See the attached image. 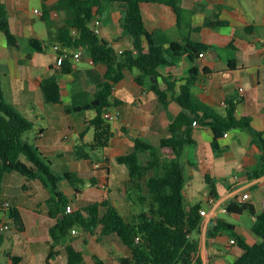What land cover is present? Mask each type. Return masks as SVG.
I'll return each mask as SVG.
<instances>
[{
  "label": "crops",
  "instance_id": "crops-1",
  "mask_svg": "<svg viewBox=\"0 0 264 264\" xmlns=\"http://www.w3.org/2000/svg\"><path fill=\"white\" fill-rule=\"evenodd\" d=\"M0 2L7 6L11 28L22 43L20 50L11 51L6 48L4 39L0 37L2 84L7 100L26 118L34 122L37 134L33 143L38 145L47 158L49 155H56L58 159L62 157L65 159L66 155H77V146L91 143L93 138H88V133L92 129L83 135L87 128L86 121L91 118L73 117L75 113L66 112V107L74 102V93L86 90L74 87L72 84L77 76L85 80L87 86L95 88V84L87 74L88 70H95L101 75L106 71V67L91 66L88 56L79 63L73 62L72 72L59 76L64 103L45 102L41 83L44 78L54 75L58 70L54 46L51 47L49 40L40 36L34 28V22L24 13L30 0H0ZM258 2L256 11L248 0L244 3L239 0H182L180 24L177 22L174 10L167 5L143 3L142 10L146 27L154 34L156 42L164 48L169 50L172 42L184 43L188 39L213 47L208 49L197 62L200 76L193 85L192 91L198 101L214 108L220 114H225L227 106L222 104H227L228 100L233 98L239 100L241 104L238 115L247 114L252 126L264 131V0ZM47 3L49 4V0ZM200 3L210 4L211 9L219 8L221 19L227 20L229 24L194 31L193 27L202 24L205 16L204 12L194 13L195 7ZM40 12L44 13V11ZM39 16L43 17V15ZM46 22L49 26V19ZM102 25L103 34V21ZM241 28L245 31L241 32ZM50 31L52 33L51 29ZM32 36L44 41V52L34 51L30 47L28 40ZM121 36H123L122 32L120 35L112 34L110 41L112 40L114 47ZM80 63L86 66H79ZM191 67L192 64L185 55L175 66L159 70L163 77L171 76V82L176 81L173 83V89L168 90L166 82L160 78V86L168 94L166 104H163L154 92L142 88L134 80V82L128 80V72L125 79L114 87L113 97L119 100L120 104L111 110L120 111L121 116L116 120L115 128L113 127L114 135L109 146L103 149L104 163H101L99 169L94 167L86 183L93 187L106 182L107 190L97 201L109 199L128 219L127 209L131 211L132 204L134 207L136 205L131 201L133 199H130V194H133L132 180L128 168L119 164L116 158L133 151L136 138H143L155 146L160 145L161 139L169 134L170 122L181 111L172 97L179 93ZM204 68H208L209 73H205ZM94 94L90 97L89 92L86 91L85 96L93 98ZM68 97L71 99L68 100ZM126 99H130L129 108H126ZM220 107L225 111L220 112L217 109ZM66 129H69V132L63 134ZM192 136L195 143L186 147L181 158L186 177L184 192L188 206L195 205L192 199L197 195L201 178L208 183L204 197L206 203L201 205V210H205L206 214L202 217L199 233L191 234V238L199 241V251L193 264H210V261H215L217 264H232L243 253L239 238L250 244L260 241L253 231L254 216L248 212L230 213L226 209L231 201L253 204L258 210L262 209L264 175L256 178L250 175L252 169L260 162V150L252 144V137L245 130L227 132L218 139L217 149L211 145L213 132L209 127L194 124ZM165 157L173 159V156ZM89 161V159H85V162L77 160L72 165L74 168H64L60 161L57 165L64 173L77 171L80 174L86 170ZM14 176H17L16 173H6L2 180L0 221L9 220L8 210L1 207L2 202L9 201L11 206L20 209L26 227L24 231L18 232L10 222L11 231L5 233L4 243L6 237L12 235L18 236V240L11 250L4 252L6 262L1 261L2 264H12L7 257L9 253L18 259L17 264H68L65 249V244L68 243L82 252L83 264H98L97 260L101 264H119V259L132 257V250L121 238L115 235L100 236L97 232L89 231L79 236L77 229H74L76 234L70 235L68 239L55 246L54 254L50 257L53 243L50 229L56 222L48 214L46 201L50 198V194L38 182L29 183L20 177L14 179ZM208 176L215 181L217 195H212ZM80 177L83 178L82 175ZM94 179L96 184L93 185ZM221 180L225 181V186L219 184ZM61 184L62 182L60 189ZM147 193L148 189L143 181L141 191L134 194L139 198L140 194ZM84 194L82 190L81 194H75L74 198L70 199L74 209L88 205L80 200ZM244 194H249L248 199H242ZM210 197L215 198L214 204L209 203ZM29 201L32 202L31 205ZM138 204L133 217L150 208L149 202L141 201ZM42 205L44 207L39 208ZM247 217L250 220L248 219L245 224L244 220ZM219 220L231 224L233 228L213 232ZM233 239L237 241L236 244L231 243Z\"/></svg>",
  "mask_w": 264,
  "mask_h": 264
},
{
  "label": "trees",
  "instance_id": "trees-1",
  "mask_svg": "<svg viewBox=\"0 0 264 264\" xmlns=\"http://www.w3.org/2000/svg\"><path fill=\"white\" fill-rule=\"evenodd\" d=\"M47 1L43 0L44 15L42 18L45 21L50 19L51 10L55 8L49 7ZM181 1L61 0L57 4L58 7L72 12L69 27H65L59 37L61 43L56 44L60 48L58 53L83 49L92 56L95 65L106 67V71L101 75L95 70L87 72L90 80L95 84L96 90L93 98L86 97V91L75 92L73 104L66 107L68 114L95 111V116L86 121L87 128L83 133L85 135L88 130L93 129V141L77 146L78 157L90 158L87 147L96 151L109 146L114 133L111 120L105 117V113L119 106V100L113 97V90L115 85L125 79L127 72L139 70L136 81L144 85L146 79L152 92L163 104H166L168 94L162 90L160 78L166 82L168 90L173 89V83L176 81L171 82V76L163 77L159 70L175 66L185 55L192 64L179 93L172 97L173 101L180 106L181 111L170 122L169 134L161 139L159 146L143 138H136L133 151L116 158L119 164L128 168L133 194L141 191L143 181L148 189L146 195L140 194L139 198H136L139 202H149L150 208L140 212L133 220H129L109 199L67 212V206L71 205V201L60 189V183L65 179L71 183L84 184L85 181L73 172H55L52 161L41 152L38 145L25 140V134L34 130V122L26 118L7 100L3 90V73L0 62V195L2 180L6 173H18L27 182H38L47 190L50 194V198L46 201L48 214L56 220L50 229L53 241L50 257L54 254L55 246L68 239L76 226L80 225L86 231L97 232L100 236L115 235L121 238L123 243L132 250V257L119 259V264H193L199 251V241L191 238V234L199 233L203 214L200 204L187 205L184 192L186 177L181 158L186 147L195 143L192 136L194 124L204 125L212 130L211 145L216 149L218 139L227 132L237 129L247 131L252 137V144L259 148L261 154L258 166L252 169L250 175L252 178L264 175V131L255 129L247 114L238 115L240 101L234 98L228 100L225 114H220L214 108L198 101L193 94L192 87L200 76L197 62L201 54L213 47L188 39L184 43L172 42L168 50L156 42L154 34L145 25L143 3L164 4L171 7L180 24ZM115 5L119 6L122 12V16L117 20L118 27L123 35L132 39V47L123 50L122 53L115 49L112 40L92 31L94 21L100 19L106 9H111ZM198 12H204L205 16L202 24L193 27L194 31L229 24L227 20L221 19L219 8L211 9L208 3L198 4L194 13ZM70 27L76 29L77 32L73 34ZM0 37L4 39L6 48L11 51L22 48L21 40L11 28L8 8L1 2ZM55 39L57 42V37ZM28 43L34 51H45L44 41L36 36H32ZM73 62L70 57L67 58L57 73L43 79L41 91L45 102L64 103L59 76L70 74ZM204 72L209 73V69L204 68ZM165 156H173V159L166 161ZM207 179L212 188V195H217L215 181L209 176ZM93 184H96L95 179ZM75 192L79 195L82 190L76 188ZM226 209L230 213L248 212L254 216L253 231L260 238L259 242L253 244L239 238L243 253L232 264H264V202L261 210L253 204L236 201H231ZM8 217L18 232L25 230V221L17 206H11L8 210ZM231 228H233L231 224L219 220L213 232ZM4 239L5 233L0 232V248ZM65 249L68 264H83L84 256L81 251L69 243L65 244ZM7 257L12 264L18 263V259L12 257L10 253ZM97 263L101 264L99 260ZM0 264H2L1 259ZM210 264L217 263L210 261Z\"/></svg>",
  "mask_w": 264,
  "mask_h": 264
},
{
  "label": "rangeland",
  "instance_id": "rangeland-1",
  "mask_svg": "<svg viewBox=\"0 0 264 264\" xmlns=\"http://www.w3.org/2000/svg\"><path fill=\"white\" fill-rule=\"evenodd\" d=\"M59 1L61 0H49V7H55L54 9L51 10L52 14L51 17L49 19V26H47V22L42 19L39 15H37L35 13V10L38 9L40 11H44V6H43V1L42 0H30L29 2V6L26 7L24 9V13L26 14V16L32 20L34 23V28L36 29V31L40 34V36L46 40H49L51 47L54 46V44H58L61 43L59 37H61V33L62 30L65 27H69L70 25V19L72 17V12L66 8H62V7H58L57 4L59 3ZM240 2H246V0H239ZM248 2L252 3V7L257 11L258 10V6H259V2L258 0H248ZM263 10V8H261V11ZM56 13H59L58 15H56ZM122 16V12H121V8L117 5L113 6L111 9H106L104 11L103 16H100V19L104 22V32L101 36L106 37V38H111L112 34H121V30L118 27V22L117 20ZM117 22V23H116ZM52 30V33L50 31V29ZM118 27V28H117ZM65 30V29H64ZM71 32L74 34L75 30L74 28L70 27ZM119 31V32H118ZM245 29L241 28V32H244ZM123 35V34H122ZM52 36V37H51ZM51 37V38H50ZM57 37L58 41L56 42L55 38ZM132 46V39L129 36L123 35L121 36V38L119 39L118 43L115 44V49L118 51L121 48L125 51L127 49H130ZM49 47V45H48ZM83 51V49H80ZM79 66H86L84 63H80ZM128 80L130 81H135L136 83H138L136 81V77L139 76V70H134L132 72H128ZM76 81L74 82V84H72L74 87H77L79 89L81 88H85L86 90L84 91H88L90 94V97L94 94L95 92V88H92L91 86H87V83L85 82V80H82L80 77L75 76ZM133 81V82H134ZM139 84V83H138ZM142 88L148 90L149 92H151V88L150 85L148 84V81H146L145 79V84L144 85H140ZM145 86V87H144ZM89 97V96H87ZM71 97H68V100H70ZM129 104H130V99H126V108H129ZM220 112H224L225 109L223 108H217ZM78 117V118H85V116H87L88 118H92L95 116V111L91 110V111H87V112H82V113H75L73 115V117ZM112 126L115 128L116 126V120H111ZM69 132V129H66L63 134ZM37 132L36 129L29 131L28 133L25 134L24 138L27 141L30 142H34L35 136H36ZM88 138H94V130L92 129L89 133H88ZM86 150L89 152L90 154V158H89V162L86 166V170H84L83 173H78L77 171H71L73 173H75L76 175L80 176L82 175L84 178L85 183L81 184V183H71L69 180H64L62 181L61 184V189L64 192V194L66 195V197L68 199L74 198L75 196V190L76 188H80L81 190H83L85 192L84 196H82L80 198V200L83 202V204H91L97 200L100 199V197L105 193L104 191L107 190L102 188L99 184V186L94 185L93 187H90L86 181L89 180V178L91 177L92 173H93V163L94 162H98V163H104V154H103V149H99L96 152L92 151L89 147L86 148ZM70 156V157H69ZM166 161H170V158H166L164 157ZM49 159L55 164H53V170L55 172H59V173H64L63 170L58 169V162L60 161L62 166L65 168H74L72 167V165L74 164L75 161H82L85 162V159L82 157H78L77 155H66L65 159L62 157L61 159H58V157H56V155H49ZM63 159V160H62ZM17 176H14V179H18V177H20L21 179H25L22 175L16 173ZM26 180V179H25ZM105 183V182H102ZM101 183V184H102ZM221 186H225L226 183L224 180H221L220 183ZM21 185V184H20ZM21 188V187H20ZM198 190H197V195L194 199H192L193 204H205L206 201L204 199L205 197V192L208 189V183L205 181V179L201 178V182L198 185ZM132 199L131 201H133L134 203H136V205L138 206L139 202L136 198V196L134 194H130ZM134 196V197H133ZM135 198V199H134ZM43 203V202H42ZM29 204L31 205L32 202L29 201ZM136 205L134 207V204H132L131 207H133V209L131 211L128 210V217L130 220L134 219V212L136 211ZM44 205H42L39 208H43ZM224 216H229V214H224ZM248 219L250 220L249 217H247L244 221L245 224H247ZM12 224V223H11ZM76 229L79 232V236H82L84 234H86V230L82 227V226H76ZM11 231V230H10ZM9 232V231H8ZM258 237V236H256ZM18 240V236L16 235H12L11 237H6L5 243L4 245L1 247V252H0V258L1 261L3 263L6 262V257L4 255L5 251H9L11 250V248L15 245V243ZM254 242V241H251Z\"/></svg>",
  "mask_w": 264,
  "mask_h": 264
},
{
  "label": "built area",
  "instance_id": "built-area-1",
  "mask_svg": "<svg viewBox=\"0 0 264 264\" xmlns=\"http://www.w3.org/2000/svg\"><path fill=\"white\" fill-rule=\"evenodd\" d=\"M35 13H38L39 15H44V13H41L38 10H36ZM102 26L103 25H102L101 19H96L94 21V23L92 24V31L95 34L101 35L102 34ZM59 49L60 48L57 45L54 47V50L57 53L56 66H57L58 69H60V67L63 65L64 61L67 58H69V57L74 62L79 63V62H81L84 59L85 56H88L90 65L91 66L95 65L94 59L92 58V56L88 52L86 53L85 51H82V50H76V51L75 50H71V51L67 50V51H65L63 53H58ZM118 52L122 53L123 50L120 49V50H118ZM201 56H204V54H201ZM241 90H243V89H241ZM222 105L227 106L226 103H223ZM120 116H121V112L118 111V110H116V111L110 110V111H107L105 113V117L107 119H109V120H118L120 118ZM94 167L96 169L101 168V163H94ZM100 186L102 188L106 189L107 188V183L106 182L102 183ZM248 197H249V194H244L242 199L246 200V199H248ZM209 203L210 204H214L215 203V198L214 197H210L209 198ZM2 207L7 209V210H9L11 208V203L9 201H4V202H2ZM66 210H67V212H72L74 210V208H73L72 205H68ZM201 213L203 215H205L206 211L205 210H201ZM9 224H10V220H6V221L5 220H1L0 221V232L1 233H6V232L10 231L11 230V225H9ZM72 233L76 234V230H73ZM137 240L139 241V238H137ZM231 243L232 244H236L237 241L235 239H233V240H231Z\"/></svg>",
  "mask_w": 264,
  "mask_h": 264
}]
</instances>
